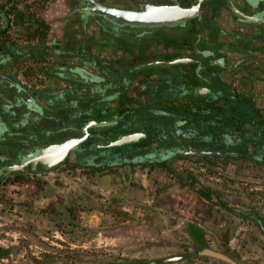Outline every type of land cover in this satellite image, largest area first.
<instances>
[{
  "label": "rangeland",
  "instance_id": "obj_1",
  "mask_svg": "<svg viewBox=\"0 0 264 264\" xmlns=\"http://www.w3.org/2000/svg\"><path fill=\"white\" fill-rule=\"evenodd\" d=\"M21 2L22 0H10L7 8L2 10L11 16L8 19L14 26L11 28L12 32H6L11 26L3 29L0 41L7 39L14 45H24L25 42L30 44L41 40L42 32L37 31L43 26L36 17L40 11V4L35 2L36 5H33L32 1L31 3L28 1L25 5L22 2V5L26 6L25 10L32 8L33 12L29 11L31 15H24L21 20H17L18 14L23 11L20 8ZM0 26L5 27V22L0 20ZM191 28L192 26L187 25L182 32L166 28L138 35L136 31H118L104 24L101 35L108 48H112L113 45L114 48L121 47L123 51H129L131 48L140 53L144 45L153 46L159 41L171 44L181 42L179 39L184 40L186 32L191 37L188 39L190 43L195 39L196 33L204 35V32H192ZM198 43L200 47V41ZM118 61L124 63L125 58L121 56ZM93 63L97 68L102 66L96 60ZM122 68L123 66L119 64L118 70ZM25 75L30 76L28 72ZM106 75L108 76V73ZM103 78L98 82L104 81ZM112 79L118 80V76L115 75ZM169 80L174 84H184L187 91H191L193 87L207 86V83L203 81L193 85L196 81L183 77L169 78ZM213 82L211 79L209 83ZM162 86L164 84L156 88L160 90ZM162 89L165 90L166 87ZM6 95L4 92L0 94V154L10 148L23 147L24 138L32 134L27 128L29 126L27 120L31 118L26 117L27 120H25V117L22 119L23 116L11 115L19 105L13 100L10 102V99L4 97ZM50 102L49 107L52 110L48 117L49 121L60 124L64 118L58 102L62 101L54 97ZM198 110L199 107L194 110L193 115L203 114V118H206L211 111L204 113ZM41 118L43 117L33 119L43 123ZM182 119L177 116L158 114L140 115L136 121L137 124L151 125L161 137H168L172 135V131H179V121L181 122ZM203 124H210V122ZM191 128L192 126L186 128L187 132H190ZM13 130L16 133H12ZM211 159H209L210 163L223 164L221 159ZM179 161L180 166L188 170L200 184L215 194L220 204L225 202L228 189L232 191L236 205L243 204V206L251 207L249 201L256 199L255 191L250 192L248 186L234 187L231 184L232 187H229L223 180L216 182L215 173L200 164H195V160L187 158ZM93 169L62 164L45 172H23L0 177V248L9 249L11 255L3 260L0 258V264H37L34 260H40L50 252L39 246L38 241L49 248L58 250H84L103 254L112 259V264H125V260L152 264L208 262L227 264L215 260L206 261L198 256L182 257L185 254L184 248L188 245L184 224L190 221L197 224L201 219L208 221L210 216L214 218L210 225L212 229L209 231L205 228L204 234L209 249L230 257L238 264H255L246 256L245 248L242 251L238 248L244 242L239 239L240 234L245 232L240 229L243 227V222L235 218L236 216L233 217V214L231 216L220 210L213 215L208 209L210 206L202 200L203 198L189 186L176 181L158 164L153 163L151 166L122 164L119 168ZM106 174H113L114 177L102 178ZM140 221L143 222L142 229L132 230L130 226ZM10 226L28 230L32 240L25 234L6 229ZM110 228H117V230L110 232L108 231ZM104 230L111 235L104 236L101 233ZM117 238L119 240L116 241ZM249 238L250 235H247L246 239ZM21 242H25V245L21 246ZM248 254L262 257L264 248L252 247L247 250ZM163 257L178 260L160 262L162 260L160 258Z\"/></svg>",
  "mask_w": 264,
  "mask_h": 264
},
{
  "label": "flooded vegetation",
  "instance_id": "obj_2",
  "mask_svg": "<svg viewBox=\"0 0 264 264\" xmlns=\"http://www.w3.org/2000/svg\"><path fill=\"white\" fill-rule=\"evenodd\" d=\"M93 1L106 8L139 12L146 5L179 6L182 9H188L194 7L199 0ZM215 1L221 2V5L218 4L219 7H213ZM240 1L256 8V10L261 9L260 0ZM79 2L82 6L73 9L70 13V18L76 17L73 25L71 24L72 32H65L64 28L57 27L55 31L59 32V35L55 38L52 37L53 39L48 38L35 46H28L24 49L10 52L7 48L5 51L7 52V60L14 53L20 54L22 60L17 66L15 65V74L0 77V82L14 93L13 101L19 105V108L14 111L17 115H14L23 116L22 119L25 117V120H27L26 117L31 118L27 120L29 124L27 128L32 134L24 138L23 147L10 148L0 154V177L23 172H45L39 164L34 169L28 165L22 171L10 173H6L5 168L21 163L28 155L35 154L39 149L48 145L62 143L71 138L83 137V129L91 122L96 123V125L87 128L86 139L68 154V160L66 158L58 166L81 164L91 168H110L119 167L122 164H134L135 162L156 163L175 159L178 156L176 154L193 156L185 153L196 152L195 147L197 145L213 146L212 140L196 138L191 134L184 136L178 134L169 138L161 137L157 132L146 128V125L134 124L132 118L145 115L146 112L151 111L152 108L146 107L149 103L159 99L165 101V104H158L161 105V108L157 110L160 114L180 116L183 113L188 115L195 113L194 110L198 109L199 93H201L199 96H213L215 94L214 96L217 97L226 92H231L234 96H238V90L235 86L231 90L226 89L222 85V78L216 72H212L215 67H222L223 71L226 72L228 56L223 57V50H219L223 54L222 57L218 58L214 56V51L208 47L205 48L202 42L199 47L198 42L201 33L199 35L196 33L190 46L178 48L174 43L159 41L153 46L144 45L140 53L133 49L123 51L121 47L116 46L114 48L113 45L112 48H108L101 35L103 32L101 28L105 24L114 30L136 31L138 35H142L144 32L166 28H173L182 32L183 28L189 25L192 26V32H229L233 36L239 37L244 32L243 25L247 21L240 15L246 14L239 0H200L196 16L185 21L153 26L119 24L101 15L84 12V9L92 10L91 0H70L71 4ZM214 15L217 17H213ZM249 17L256 18L258 16ZM4 43L3 40L0 41V47L4 46ZM179 43L177 42L176 45H180ZM121 56L125 58L124 63L118 61ZM94 60L101 63L102 66L97 68L93 63ZM3 61L5 60L0 58V65L4 64ZM119 64L123 66L120 70H118ZM2 67L7 68L6 64ZM18 71H20V79L22 80L19 82L20 79L16 76ZM26 72L30 76H26ZM115 75L118 76V80L112 79ZM174 77H187L196 82H205L206 79L211 82L212 79L213 84L216 85V92L211 93L212 84L208 81H206L208 88L204 86L202 88L193 87L191 91H187L188 89L184 87V84H174L169 80V78L173 79ZM101 78L104 81L98 82ZM163 84L162 88L166 87L165 90L156 88ZM88 95L102 97L104 101L106 99L107 101L101 102L103 108L91 105L85 111L67 107L74 101L84 100ZM54 97L58 101H62L58 102L64 118L60 124L49 121L48 117L52 109L44 110V104L49 103ZM108 98H112V100H108ZM82 112L90 115V119L82 122L81 119L76 118ZM66 114H70L69 118L71 119H66ZM35 117H43L41 118L43 123L37 125L33 119ZM51 123L55 126H50ZM128 134L143 136L135 142L119 147L109 146L120 135ZM205 154L206 152L203 156L211 155V153ZM195 162L198 164L197 161ZM206 249H209L208 245ZM201 255L203 254L201 253ZM194 256L199 258V255ZM207 260L223 262L213 257ZM231 260L233 261V259Z\"/></svg>",
  "mask_w": 264,
  "mask_h": 264
},
{
  "label": "crops",
  "instance_id": "obj_3",
  "mask_svg": "<svg viewBox=\"0 0 264 264\" xmlns=\"http://www.w3.org/2000/svg\"><path fill=\"white\" fill-rule=\"evenodd\" d=\"M9 1L10 0H0V20L5 22V26H7V23H9V26H11H8L10 29H8L6 32H12L11 28L14 26L13 23L8 19L11 16L8 15L6 11H2L3 9L7 8L6 6ZM28 1V3H31L32 1L33 5H36L34 4L35 2L40 4V11L38 14H36V17L38 18V21L42 22L41 25L43 26L37 31L42 32L41 40L30 44L25 42L24 45H14L12 42L7 41V39H4L3 41L5 43L4 46H2L3 49L0 47V58L5 60L3 63L6 64L7 68L2 67L4 64L0 65V77H7L11 74H15L16 66L18 65L19 61L22 60L20 54L18 53L11 54V56L8 53L11 58L7 60V52H5L7 51V48H9V51L11 52L12 50H19L27 48L28 46H35L48 38H55L59 35V32L55 31V28L57 27H60L61 29L64 28L65 32H72L73 29L71 24L73 25L76 17L70 18V13L73 9L82 6L80 2L71 4L70 0ZM22 2L20 5H22ZM27 2L25 0L23 4L27 5ZM239 3H241V6L244 7V13L246 15L255 17L258 16L256 19L259 18L256 21L247 20L243 25L244 32H242L241 36L235 37L229 32H204V35L200 34V43L202 41V45L205 48L208 47L210 50L214 51L215 57L220 58L222 57L223 53V57L228 56L226 59L228 64L226 72L223 71L222 67H215L212 72H216V74L222 78V85L225 86L226 89L231 90V88L233 89L236 87L239 95L236 94L238 96H234L231 92H226L222 96L218 95L215 97V94H213V96H199V94H201L199 93V110L203 111L204 113L211 110L209 115H206V118H203V114H198L197 116L193 115V117H196L193 118L195 121L193 124H187V122L182 119L181 122L179 121V127L183 129L179 128L178 132L175 130L172 131V135L168 136V138L174 137L178 134H182V136L191 134L196 138H207L208 140H212L211 142L213 143V146L208 147L207 145V147H203L202 145H197L195 147V151L206 152V154L211 153V155H215V157L212 158L213 160L221 159L223 161L222 165L219 163L214 164L217 168H220L222 173V175L215 173V177H217L215 181L218 182L223 180V182L228 183L229 187H232L231 184L234 187L237 185L248 186L250 192L255 191L256 199L249 201V203L251 202V207L245 205L243 206V204H240L241 206L236 205L233 201L234 196H232V191L230 189H228V193L224 199L225 202L222 204L219 203L218 198H214L212 201L205 199L202 200L208 203L210 206L208 209H210L213 215L215 212L218 213L220 210V212L228 213L231 216L234 215L233 217L236 216L235 218L243 222V227L240 229H243L245 232L240 234L239 239L240 241L244 240V242H242V245L238 248L241 251L245 248V254L250 261H253L255 264H264V256L260 257L256 254L249 255L250 253L248 254L249 256L247 255V250L252 247L264 248V0H260L259 6L261 9H258L259 11L256 10V8L244 3L243 1L239 0ZM218 4L221 5V2L215 1L213 3V7H219ZM17 7L19 8L18 4ZM20 8L23 11L21 14H18L16 18L17 20H21L22 16L24 17V15L29 16V11H32V8L25 10L26 6L24 5L20 6ZM213 17L217 16L214 15ZM184 34V40L179 39V41H181L179 43L180 45L174 44L176 47L179 48L191 45L190 40H188L191 38L188 35V32ZM220 39L222 40L220 41ZM221 49L223 50V53L219 52ZM16 76L20 79V71L16 73ZM19 81H21V79L18 80V82ZM206 81L209 82L208 79H206L205 82ZM197 83L198 82L194 83L193 85ZM202 86L208 88V86ZM215 86L216 85L212 83L210 89L212 91L211 93L216 92ZM1 92H5V94H7L4 97L10 99V102L11 100H14V93L11 92V90H8L5 85L0 82V94ZM202 92L204 91L202 90ZM150 93L153 92L150 91ZM108 100H112V98H108ZM105 101H107V99ZM105 101L102 97L98 98L96 96L92 97L88 95L84 100H77L76 102L74 101L67 107L81 110L83 109L85 111L91 105H97L98 108H103L101 102ZM159 103L165 104V101L163 99H159L155 102L149 103L146 108H152V110L146 112L145 116L160 114L159 111H157L159 108H161V105H158ZM18 108L19 107L15 109L17 110ZM45 109H50L49 103L44 104V110ZM205 109H207V111ZM83 113L84 112H82L81 115L79 114L76 118L81 119L82 122H85L87 119H90V115ZM14 114L17 115L15 112H13L11 115L14 116ZM70 116V114H66L65 118L71 119L69 118ZM11 118L14 119V117ZM136 118L137 116L132 118V120H134V123L136 122L137 124ZM203 119H208L207 121H209L210 124L204 125L203 123H206L207 121L204 122L202 121ZM40 123L36 121L37 125ZM53 125L54 124L51 123L50 126ZM143 125H146V128H149V130L157 132L151 125H147L146 123ZM188 125L190 127L192 126L190 132H187L186 130V128H189ZM13 131L16 132L15 130ZM190 155L203 156V154ZM178 160L179 159H177L176 162L179 164L180 161ZM152 164L153 162H135L132 165L151 166ZM156 164L158 163L156 162ZM253 170H256V172H253ZM103 177L111 179L114 177V175L106 174L103 175L102 178ZM173 178L180 182L176 177L173 176ZM252 202H254V204ZM213 219L214 218L210 216L208 221L201 219V221H199L197 224H194L193 221H190L184 224V227L186 228L187 224H194L203 229L204 232L205 228L209 229L210 231V229H212L210 225H212ZM139 223L143 222L140 221ZM253 228L254 231H252ZM15 233L18 232L16 231ZM247 235H250L249 239H246ZM117 240H119V238H117L116 241ZM2 249L5 250L4 248H0V250ZM7 256L11 255H4L3 257L0 255V258L3 260ZM160 259L172 260L173 258L163 257ZM175 260L178 259L174 258L173 261ZM203 264L211 263L208 262Z\"/></svg>",
  "mask_w": 264,
  "mask_h": 264
},
{
  "label": "water",
  "instance_id": "obj_4",
  "mask_svg": "<svg viewBox=\"0 0 264 264\" xmlns=\"http://www.w3.org/2000/svg\"><path fill=\"white\" fill-rule=\"evenodd\" d=\"M198 3L191 8L182 9L179 6H153L146 5L139 12L128 11V10H120L115 8H106L96 4L93 0H91L92 10L89 11L84 9V12H90L93 14L101 15L105 18L113 20L119 24L124 25H135V26H153V25H162V24H172L180 21H185L197 15ZM236 11V10H235ZM243 18L256 21V18L246 16L244 14H240ZM9 26L0 27V30L5 29ZM96 125V123L91 122L86 125L83 129V137L81 138H71L62 143L51 144L44 148L39 149L35 154L28 155L26 159H24L19 164H13L5 168L6 173L22 171L28 165L31 166L32 169L36 167V165H40L43 167L44 171H48L59 164L63 163L67 158L68 154L75 150L87 137V128L89 126ZM143 135L140 134H128V135H120L115 141L109 144L110 147H119L124 144L135 142L139 137ZM185 154H204V152H188ZM203 255H207L228 264H236L227 256L215 252L210 249H205L201 252Z\"/></svg>",
  "mask_w": 264,
  "mask_h": 264
},
{
  "label": "trees",
  "instance_id": "obj_5",
  "mask_svg": "<svg viewBox=\"0 0 264 264\" xmlns=\"http://www.w3.org/2000/svg\"><path fill=\"white\" fill-rule=\"evenodd\" d=\"M3 31H0V34H2ZM193 115L184 114L177 116L179 119L184 118V120L187 122V124H193L195 121L193 118H191ZM191 118V120H189ZM14 133V131L12 132ZM187 151V150H184ZM173 152V151H171ZM178 155L177 158L169 160V161H162L157 162L158 165L162 168H164L169 174L176 177L181 183H183L186 186H189L195 193H197L201 198L205 200L212 201L214 198H216L215 194L211 192L209 188L204 187L200 182L197 181V179L191 175V173L180 166L176 160L177 159H187L191 158L192 160L197 161L202 167L209 169L213 173L222 175L220 168H217L214 164L209 162V159L215 157V155L210 156H183L181 154ZM71 164V163H69ZM76 167L80 168H87L81 164L75 165ZM99 168H94L93 170H98ZM132 230H140L142 229V223H137L134 226H130ZM8 230H14L17 232H20L22 234H25L27 237H30L31 234L28 230H25L23 228H14V227H8ZM117 230V228H110L108 231H114ZM185 230V234L188 237V245L185 246V254L182 256L184 258H189L190 256L199 255V258H211L206 255H201V252L207 248V242L205 240V232L203 229L199 228L198 226L194 224H187ZM101 233L104 236H110L108 232L101 231ZM30 240L32 238L30 237ZM33 242V241H32ZM34 243V242H33ZM40 243V244H39ZM39 246H42L43 248H46V250H50L48 254L43 256L40 260H34L37 264H56V263H62V264H83V263H102V264H112V259L106 257L103 254L95 253V252H88L84 250H58L55 248H49V246H46L43 242L38 241ZM25 242H21V246H24ZM200 252V253H199ZM10 253V250H0V255L2 257L4 255H8ZM192 253V255H191ZM172 260H161L160 262H169ZM117 263V261L115 262ZM125 264H152L151 262H141V261H129L125 260Z\"/></svg>",
  "mask_w": 264,
  "mask_h": 264
}]
</instances>
